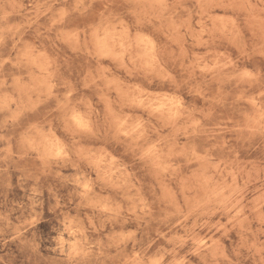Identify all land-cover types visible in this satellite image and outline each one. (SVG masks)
I'll list each match as a JSON object with an SVG mask.
<instances>
[{"label":"rangeland","instance_id":"1","mask_svg":"<svg viewBox=\"0 0 264 264\" xmlns=\"http://www.w3.org/2000/svg\"><path fill=\"white\" fill-rule=\"evenodd\" d=\"M0 264H264V0H0Z\"/></svg>","mask_w":264,"mask_h":264}]
</instances>
